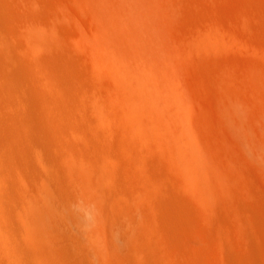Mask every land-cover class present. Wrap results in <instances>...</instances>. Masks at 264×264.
<instances>
[{
    "label": "bare ground",
    "instance_id": "bare-ground-1",
    "mask_svg": "<svg viewBox=\"0 0 264 264\" xmlns=\"http://www.w3.org/2000/svg\"><path fill=\"white\" fill-rule=\"evenodd\" d=\"M49 1L0 0V264H184L168 229L198 215L220 263L241 264L234 241L257 222L244 161L264 177V114L247 110L264 98V32L252 41L207 20L172 38L157 22L178 9L166 0H86L98 24L69 45L70 10ZM251 18L236 22L253 29ZM237 51L252 61L235 78L245 98L220 117L238 147L219 133L220 150L183 69ZM250 259L264 264V251Z\"/></svg>",
    "mask_w": 264,
    "mask_h": 264
},
{
    "label": "rangeland",
    "instance_id": "rangeland-1",
    "mask_svg": "<svg viewBox=\"0 0 264 264\" xmlns=\"http://www.w3.org/2000/svg\"><path fill=\"white\" fill-rule=\"evenodd\" d=\"M61 1L62 3L65 2L68 4L67 6V4L64 3V7L61 4H59V6L61 5L63 8H65L66 6L67 8L65 9H67L68 11L70 10V16L69 18L67 17L68 20L65 17V21L63 18V22L65 23V25L64 23H61V17L59 19L60 25H62V28L64 27V30H70V36H64V39L66 43H69V45H73L72 42L81 37V26L83 28L92 30L98 24L97 20H99V18L95 16L96 14H93V9L97 5H99V3L97 4L84 0L86 1L85 4L82 3V6H84L86 9L84 11L80 8V4L75 3L74 0ZM184 1L185 0H175V3L177 5L174 4V1L172 0H166L164 3H161L162 5H164L165 3L167 5L170 4V7L173 6V9L178 8L176 10V13H174L175 10L173 11L172 9V17L170 16V9L164 8L167 5H164L163 8L165 10L168 9L166 10L169 11V13L167 12L168 15L162 13L164 9L162 8L163 10H161L159 4L157 5L160 9L159 15L161 16V14H163L162 16H168L167 18H160V22L159 19L157 20L158 23L162 24L159 25L157 23L158 26L167 32V37H171V35L174 33L175 35H173L172 38L176 37L179 39L184 34L183 32H185V30H191L195 27V25L197 26L204 24L207 20L220 21L223 25L231 28L236 27L240 32H243V34L252 41L258 39L257 36L259 32H264V22H260L258 19H256L254 12L255 2L259 4L260 7L264 8V0H186L185 3ZM56 2V6H58L59 0H56L55 2L53 0V3L52 0H50L49 3H46L47 5L49 4V6H47V9H49V7H51L52 5L54 6V3ZM244 13H252L251 19L253 29H248L247 27H243L242 25L240 26V24L236 22L238 21L240 16L242 17ZM162 19H165L164 21L168 19V21H166V23L164 24V21ZM66 25L68 26V28L66 27ZM237 25H239V27ZM169 29L171 30V32L169 31ZM181 33L182 35H180ZM69 37H72V40ZM167 37H165V40H167ZM73 50L74 53H77L75 54L76 56H78L77 58L82 59L84 57L83 59H85V56L82 52L77 49ZM234 53L235 55L233 56L232 54L231 56H227L229 54L220 53L219 56L208 59L205 65H188L183 69V76L186 79L188 86L190 87L193 99L196 102V107H198L201 111L198 112L197 108V112L199 113V115L202 114L198 118H200L201 121L203 120V124H207L213 127L211 128L208 126V128L211 129V132L207 131V134H205L204 136L205 138H211L210 142H214V144L212 145H215V143H219L218 145L219 148H221L220 150L224 148L222 145L224 142L226 148H230V146L232 147V145L233 147H238L236 142L237 140H233L231 135L228 134L230 132H228V128L223 125L220 115H223L225 111L230 109L229 107L231 99H240L243 97L245 98V93L240 92L236 88L239 83L235 80V78H237L236 76H240L241 71L249 69L252 63L251 59L246 54L239 51ZM82 69H80V67L78 68V70ZM82 72L84 74L87 72V70L85 72L82 70ZM242 100L240 99V101ZM247 107V110H249L248 112L251 113V115L249 116H259L261 114H264V98L261 99L258 96L255 101L253 100L252 103L250 102L249 104H247ZM217 127H220V131L218 129L216 130ZM210 129L208 130L210 131ZM221 129L222 131H224L225 129L227 130V132L224 131L226 133L225 135L221 131ZM213 130L218 131V133L216 131L212 132ZM219 133L221 134L220 138L223 143L218 137H215L217 134V136H220ZM227 144L229 145V147H227ZM216 148L219 151L218 147ZM236 155L242 162L239 151ZM221 158L219 159V161L221 160ZM243 165H247L246 169L251 168L252 170V173L248 170V179L250 178L249 184L251 189L250 194L252 196L250 204L252 205V213L257 222H252L250 226H247V228L254 233V237H237L234 241V247L237 250L238 255L236 257V260L239 261V263L252 264V260L250 259V248L253 247V249L264 251V177L262 176L263 174H261L262 171H260L254 164H252V162H248V164L246 162L245 164L244 161ZM255 171H258L257 174ZM254 172L256 175H253ZM169 215L172 219L178 221H182L181 219L185 218L182 217L179 212L175 211L171 212ZM198 216L199 217H196V222H172L173 225L168 229L169 250H171L172 252L180 253L184 257V264H221V261L218 257L219 248L217 247L218 241L215 239L216 236L209 232L207 226L208 222L205 220V218L201 215ZM229 226L234 227L233 222H229ZM78 242L79 245H81L83 240H80ZM71 243H73L72 240H70V244ZM85 263L87 264V261ZM91 263L92 262H88V264Z\"/></svg>",
    "mask_w": 264,
    "mask_h": 264
}]
</instances>
